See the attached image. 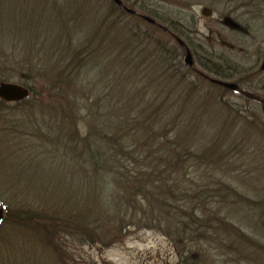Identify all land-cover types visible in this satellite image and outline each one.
<instances>
[{"label": "rangeland", "instance_id": "374dc122", "mask_svg": "<svg viewBox=\"0 0 264 264\" xmlns=\"http://www.w3.org/2000/svg\"><path fill=\"white\" fill-rule=\"evenodd\" d=\"M16 1L15 5L18 2H26L31 6L32 21H41L44 16L40 23H44L49 30H53L51 39L58 38L64 26H68V34L71 35L75 46L88 44L89 47L96 46L99 50L96 55L94 53L86 58L81 66L82 71L76 76L78 79L74 81L73 92L76 93L77 101H74L69 111L73 120L74 143L79 137L89 133V126L95 125L94 120L101 123L102 128L101 126L100 128L103 132H108L105 127L106 121L112 117H119L122 105L120 101L127 98L128 100L124 103L131 101L130 105L152 101L159 104L164 102L166 95V91L164 96L162 95L164 92L162 89L172 88L174 91L170 92L173 95L168 96L164 103L167 106L174 103L178 106L180 104V112H178L180 125L178 126L181 130L187 124L191 111H194L198 119V130L195 132L197 139L201 140L204 137L203 134L209 136L208 140H214L212 136H215V142H225L220 144L223 149L232 147L230 160L233 165L209 171L194 167L189 172V180H191L186 181L206 183V180L213 182L215 179V182H221L237 194L235 193L236 196L232 199L233 196H227L226 193V198L231 197L228 201L234 200L231 205L217 204V208L213 207L215 203L209 205L211 209L207 208L206 211L208 214L218 216L215 225L219 224V231L217 229V232H213L215 235L202 239L198 246L184 250L186 261L181 257L184 252L180 246L177 247L172 241L173 238L165 234L168 230L165 225L162 226V223L157 227L144 221L130 228L126 227V231L118 235L120 224L128 225L125 221L131 222V216H135L134 219L144 218L143 214L134 213L138 205L135 199L129 196L125 198L126 191L121 192V190L120 194L109 197L108 194L113 192L109 181L113 177L109 174L105 177L106 184L97 180L94 181L97 183L95 186L88 185L91 180L80 173V167H78L80 161L73 159L76 147L72 146L71 150L62 147L63 130L58 129L59 116L56 115L58 112L55 111V115H51L50 109L44 112L39 111V104L31 100L28 103L30 105L20 108L22 110L26 108L28 111L34 106L36 121L28 118L25 126L41 131L39 142L42 146H49V148L45 154L38 147V140L28 141V146L23 148V145L17 143L20 141V136L13 138L7 132H3L4 143L0 145V165L3 166H0V199L5 202L10 212L19 210L20 221H23L24 217H26L24 221L30 220L32 218L30 215H34L24 212L27 209L34 211L37 214L34 215L36 218L53 214L64 215L68 220L82 215L80 213L89 212L93 217L102 218L98 222L100 229L96 233L99 240L96 241L97 243L83 244L68 235L58 242L52 239L51 245L48 246L42 241V234L31 230L28 226H16L13 221L1 223L0 264H264V105L252 101L248 103L243 96L213 87L208 84V80L220 82L219 79L210 76L202 68L203 64H209L210 55L211 61H215L212 63H218V60L223 59L234 61L254 76L250 89L254 95L264 98V68L260 69L264 60V0H120L124 2L126 9L135 13L133 14L135 18H122L120 21L109 0H56L58 5L54 8L44 6V0ZM46 2L54 4L55 0ZM140 7L160 19L157 21L156 18H150L155 24H149ZM41 8H46L45 12L48 14L45 15ZM204 8L210 11L207 18L201 15ZM113 13L114 16L110 17ZM115 21L119 24H113ZM167 22L177 23L179 30L187 29L190 42L187 43L179 37L173 29L174 26ZM112 24L115 28H111ZM151 26L160 27L155 30ZM126 27L139 28L138 34L142 38L146 34L152 40H159L168 47L171 50V58L173 57L170 62L171 67L163 70L161 67H156L158 63L148 58L150 49L140 48L141 45L137 42H126L124 40L126 35L115 37L117 30L119 34V28ZM169 35L177 36L178 43L185 46L186 52L178 50L174 45V38L172 41ZM170 41L174 44L172 45ZM153 43L155 42L151 41V46ZM132 48L135 50L133 58L130 59L127 55ZM58 51L54 52L56 54L52 57L46 56L47 50L45 54H36L34 57L38 59V66H52L51 68L55 67L59 71L65 66L66 69L65 63L70 61L73 53L69 55V51L64 52L62 49ZM121 53L123 58L130 59L128 66L123 65L125 63H122ZM187 53L191 54L193 63L192 67L188 68L190 71L187 72L180 66L176 69L177 63L184 67ZM9 73L3 70L1 74L5 76ZM183 75L193 81L198 90L193 92L189 85L184 86L186 92L182 90L185 83L182 84L179 79ZM23 76L21 79V76L15 75L10 82L23 85L20 81L26 80L34 84L36 96L51 95L50 98H54L51 102L61 103V99L56 98L53 93L40 92L38 79L31 81L25 78V74ZM238 78L237 76L236 79ZM59 81L62 80L56 79L54 82ZM234 82V80H228L225 83L234 84ZM246 87L242 86L243 89ZM176 92L184 95L193 93V97L185 107L188 108V113L182 107L184 96H176ZM203 92H210L216 99L220 98L222 103L220 104L214 98L210 100L212 96H205ZM156 96V101L152 100ZM44 102L49 105L48 100ZM203 103L210 107H205ZM224 103L232 106V110H228L229 107L223 105ZM9 107L11 111L17 108L13 104H9ZM208 109L212 110L211 113H203ZM215 113L221 116V120H218L220 118ZM31 117L33 119V116ZM73 117L76 118L73 119ZM15 119L19 120L18 115ZM246 123L254 124L246 127ZM4 126L2 131L10 127L8 124ZM223 131H225L224 134ZM67 132L70 131L67 130ZM219 132L221 134L218 137L225 135L223 139L216 137ZM14 145L17 146L14 147ZM26 147L34 155L29 154L31 157H25ZM20 149L24 153L15 154V151ZM41 152L45 156L41 155ZM14 154L21 155L19 164L15 163L14 158L9 159V156ZM25 162L29 163V167L32 166L29 173L27 172L29 168L18 169L17 167L20 165L25 167ZM27 175H31V178L28 179ZM222 193L224 195V191ZM218 199L215 198L214 202ZM214 206L216 207V204ZM150 213L151 210H148L147 214ZM156 214L158 213H151L153 216ZM4 216L5 210L3 218ZM115 220H118V223L115 224ZM161 220L159 219L160 222ZM108 221L112 223L108 225ZM50 224L57 226L53 222ZM170 228L176 232L175 229ZM62 230L64 229L59 228L58 232L62 234Z\"/></svg>", "mask_w": 264, "mask_h": 264}, {"label": "trees", "instance_id": "16d2710c", "mask_svg": "<svg viewBox=\"0 0 264 264\" xmlns=\"http://www.w3.org/2000/svg\"><path fill=\"white\" fill-rule=\"evenodd\" d=\"M46 1L47 0H44V6H49V8H54L58 5L56 0L54 4H49V2L47 3ZM16 2V0H0V81L10 82L15 75L16 77L21 76L22 79L25 74L27 80L33 81L38 79L37 83H40V92L45 93L46 91L51 94L53 93L56 98L61 99V103L51 102V100L54 99L50 98L51 95H48V97H42V95L36 96L34 84L26 80H21L20 82H23V86L27 87L30 91L29 98L20 103L13 104L17 107L14 108L13 111L9 109L8 103L0 101V145L2 146L4 143V139L2 138V136H4L3 132H7L10 136L12 135L13 138H18L20 136V141H17V143L23 145V148L28 146V141L31 142L30 140H38V142L41 140V131H38L37 128L29 129L28 126H25L28 118L29 120L36 121V119H34V106H32L33 109L30 108L28 111L26 108L24 110L20 108L30 105L28 103L31 102V100L34 103L37 102V104H39V111L44 112L50 109L51 115H55V111L58 112L56 114L59 116V122H57L58 129L63 130L61 133L62 147L68 148L69 150H71L72 146L76 147L73 159L76 158L80 161V166H78L80 167V173H83L86 178L91 180L88 185L95 186L97 183L94 181L97 180L106 184L105 177L109 174L113 177L109 176V178H112L109 181L112 185V188H110L113 190L112 194H108L109 197L120 194L121 190V192L126 191L124 195L125 198L129 196L135 199L138 205L134 213L136 215L143 214L144 218L138 217L134 219L135 216H131V222L125 221V224L128 223V225H124L123 223L120 224L118 235H122V232L126 231V227L130 228L144 221H146V223L150 222V224L157 227L162 223V226L165 225L168 230L165 234L173 238L172 241L177 247L180 246L183 252L186 249L198 246L205 237L215 235L213 232H217V229L219 231V224L215 225L217 221L216 217L218 216L215 214H208L206 210L207 208L211 209V207H209L211 203L216 204V207L214 206L215 204L213 205L214 208L218 207L217 204H220V206L224 204L231 205L234 200L228 201L231 197L226 198V193L227 196H233L232 199H234L236 192L232 191L229 187H225V185L219 181L215 182V179L213 182L206 180V183H189L191 180H189V172L194 167L206 169L207 171L230 167L233 165L230 160L232 157L230 155L232 147H227V145V148L223 149L221 145L225 142H215V136H212L214 140H208L209 136H205L202 132L204 137L201 140L199 138L197 139L195 132L198 130V119L196 118L197 113L194 111H191L187 124L184 125V128L181 130L178 126L180 125L178 119L180 104L178 106V104L174 103L167 106L164 103L165 100L168 99V96L173 95L170 92L174 91L172 88H168V90H166V88L162 89L164 90L162 95L164 96L165 91L166 95L164 96V102L159 104L152 101L147 102L149 104L142 102V104L134 103L130 105L131 101L129 103H124L125 100H128L127 98L122 102L119 100L122 104L120 106L121 113L118 118L112 117L106 121L105 127L108 132H103L101 129L102 125L98 120H92L95 124L94 127L89 126V133L81 138L79 137L76 143H74L75 137L72 134L73 120L72 116L69 114V111L72 109L71 107L74 105V101H77L76 93L73 92L74 81L78 79L76 76L82 71L81 66L86 58L92 56L94 53V55H96V52L99 50L96 49V46L94 48L91 46V48L88 44H81L83 42L80 43L81 45L75 46L76 44H73L71 35L68 34V26H64L58 38L55 37L51 39V32H53V30H49L44 23H40L44 16H42L41 21H32L30 19L31 6L26 2H18L17 5H15ZM109 3L114 13L117 12L119 21L122 20V18H135V15L126 13L122 8L116 7L111 1H109ZM122 3L123 6L126 7L124 2ZM24 5H27V7L23 8ZM41 9L45 15L48 14L45 12L46 8ZM139 9L143 10V15L146 17L152 19L156 18L157 21L160 19L155 17V14L150 11H144L145 8L140 7ZM114 13L110 17H113ZM69 20H71V18ZM142 21L145 23L144 18H142ZM116 23L118 22L115 21L113 24ZM167 23L172 27L174 26L173 29L179 34V37L183 38L187 43L190 42V34L187 29L185 30L184 28L183 30H179L177 23ZM113 24L110 25L111 28H115ZM66 25H68V23ZM160 25H162V23H160ZM151 27L152 29L158 30L156 26ZM119 29V34L117 30L115 37L118 38L119 35H126L127 37L124 39L126 42H137L141 45L140 48L150 49L148 58H150L152 62L158 63L159 66L156 65V67H161L162 70L171 67L170 62L173 58H171V50L165 47L161 41L152 40L150 37H147L146 34H144L142 38V36L138 34L137 29L139 28L136 27ZM169 36L172 41L174 38L175 44L170 41L172 45L174 44L181 52H186L185 46L178 43L177 36ZM150 40L155 42L152 46ZM55 41H57L56 44H54ZM125 48L128 50V47L125 46ZM58 49H62L64 52L69 51V55L73 53V57L72 55L70 56V61L65 63L67 66L66 69L64 66V68H61L63 69L61 72L55 67L51 68L52 66H38V59L35 58L36 54H45V50H47L48 55L46 56L50 55L49 57H52L53 54L59 52ZM134 50L133 48L130 50V53L127 55L128 58H133ZM122 55L121 53L120 56L123 61L121 62L125 63L123 64L124 66H128L130 64V59L128 60L127 57L123 58ZM209 58V64H203L202 68L210 76L225 80H234L239 86L238 92H240L241 86L244 85L245 73H247L246 76L250 75L248 70H243L241 65L228 59L218 60V63H212L215 61H211V55ZM178 66H180L181 69H185L187 72L190 71L185 66L181 67L180 63L176 64V69ZM3 70L9 71L10 75L7 74L4 76V74H1ZM249 71L252 72V70ZM137 74L138 71L136 72V75ZM237 76L239 77L238 79H236ZM35 77L36 79H34ZM56 79H61L62 81L55 83L54 81ZM65 82L68 85L65 84ZM179 82L182 84L185 83L182 87L184 91V86L187 85L192 88L193 92L198 90L196 84L190 79H187L185 75L179 79ZM208 84H211L217 89L220 88L212 80H208ZM212 86H210V88H212ZM202 94L205 96H212L210 92H203ZM175 95H179V97H182V95L184 96V105H181L187 112L188 108L185 107L189 104L188 101L193 97V93H185L184 95L181 92H179V94L176 92ZM34 98L36 100H34ZM212 98L220 102V104L222 103L220 98L216 99L215 96H212L209 99L212 100ZM156 99L157 96L152 98L154 101H156ZM45 100L49 101V105L44 102ZM203 104L205 107H210V105L206 103ZM128 105L129 107H127ZM223 105L226 107L228 106V110H232V106L228 103H224ZM263 105L264 104H262V106ZM211 111V109H208V111H204L203 113L208 112L209 114ZM111 112L112 111H110V113ZM193 112L196 114L195 116ZM15 114L18 115L19 120L15 119L17 116ZM215 114L220 118L218 120H221V116L218 115V113ZM74 115L75 113L73 116ZM31 116H33V119ZM74 118L76 117H73V119ZM79 118L84 119V117ZM4 124H8L10 127L2 131V128H5ZM249 124L252 125L254 123H246V127H249ZM20 126H22V128ZM67 130L70 132H67ZM222 133L224 134L225 131ZM219 134H221V132H219L216 137H218ZM223 136L225 135H221V137L218 138L223 139ZM37 145L45 154L47 153L46 151L49 146H42L40 142L37 143ZM16 146L17 145H14V147ZM42 152L40 154L44 155ZM16 153L24 152L20 149L16 150L15 154ZM29 154H31V152L26 147L24 156L31 157L33 153L30 156ZM14 156H9V159L14 158L15 163L19 164L21 155ZM31 159L33 160L32 162H34V159ZM74 163L76 164L75 161ZM0 166L3 167L2 165ZM17 167L18 169L29 168V170H27L29 173L32 166L30 165L29 167V163H26L25 167L23 165ZM74 170L75 168L73 171ZM27 176L28 179L31 178V175ZM223 191L224 195L222 193ZM215 198L219 199L214 202ZM2 203L5 208V216L1 221L2 224L13 221L14 224L16 223V226H28L31 230L38 232V234H42L41 236L43 237H41V239L48 246L51 245L52 239L58 242V240H62L63 237L68 235H70L72 239L75 238L79 243L83 244L97 243L96 241L99 240L96 237V233H98L100 229L98 222L102 218L98 216L93 217L89 212L80 213L82 215L72 217V219L68 220L64 215H60V217L53 214L52 216L47 215L46 217L41 215L40 218H36L34 217L36 213L27 209L24 212L29 215H34H30L32 217L30 220L24 221L26 218L24 217L22 218L23 221H20L19 210L10 212L5 202L2 201ZM148 210H151L153 214H158L153 216L150 213L148 215ZM186 211H189V213H185ZM144 213L146 214L144 215ZM53 216H55V218H52ZM133 219L135 220L134 222L132 221ZM159 219H162L161 222ZM117 221L118 220H115V224L118 223ZM138 221L139 223H137ZM51 222L57 226H52L50 224ZM108 223V225H110L112 222L108 221ZM170 227L175 229L176 232ZM178 227L181 228L179 229ZM59 228L64 229L62 230V234L58 232ZM0 230H2V227H0ZM181 257H183V259L185 258L186 261L185 252Z\"/></svg>", "mask_w": 264, "mask_h": 264}, {"label": "water", "instance_id": "95a60500", "mask_svg": "<svg viewBox=\"0 0 264 264\" xmlns=\"http://www.w3.org/2000/svg\"><path fill=\"white\" fill-rule=\"evenodd\" d=\"M115 6L117 7H122V2L120 0H110ZM125 11L128 14H134L133 11L125 9ZM201 15L205 18L209 17L210 15V11L206 8H204L201 11ZM145 20L149 23V24H155V22L153 20H151L150 18H146ZM192 59H191V54L187 53L185 56V61H184V65L188 68L192 67ZM261 70L264 68V60L263 63L261 65ZM224 88L230 90V91H237V86L233 83H220ZM29 96V90L26 87H23L21 85L18 84H14V83H8V82H0V100L4 101L6 103H17V102H21L25 99H27ZM3 218V207H2V203L0 201V221Z\"/></svg>", "mask_w": 264, "mask_h": 264}, {"label": "flooded vegetation", "instance_id": "af4514ba", "mask_svg": "<svg viewBox=\"0 0 264 264\" xmlns=\"http://www.w3.org/2000/svg\"><path fill=\"white\" fill-rule=\"evenodd\" d=\"M159 28V26H158ZM166 32V31H165ZM168 34V32H166ZM261 67V66H260ZM261 69V68H260ZM263 70V69H262ZM247 73H245V80L243 81V86H247L246 88H241V92H238L239 90V86L237 85V83L234 82V84L237 86V91L236 92H232L226 88H224L220 83H225V82H228V80H225V79H222V78H216V79H219L220 82L216 81V85H218L220 88H222L223 90H225L226 92L229 91V92H232L233 94H238L239 96H243V98L245 99L246 102H255L257 104H264V98L263 97H259L257 95H254L253 94V91L252 89H250V84H251V81H252V74H250L249 76H246ZM230 81V80H229ZM242 87V86H241Z\"/></svg>", "mask_w": 264, "mask_h": 264}]
</instances>
